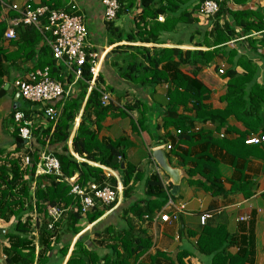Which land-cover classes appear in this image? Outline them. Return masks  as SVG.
<instances>
[{
    "label": "trees",
    "instance_id": "trees-1",
    "mask_svg": "<svg viewBox=\"0 0 264 264\" xmlns=\"http://www.w3.org/2000/svg\"><path fill=\"white\" fill-rule=\"evenodd\" d=\"M135 1L118 0L119 10L116 17L133 8ZM138 1L140 8L133 16L135 22L133 31L122 35L114 26L113 20L106 21V24L107 29L115 34L116 41L153 44L151 47L133 46L132 48L140 53L141 60L133 59L128 62L120 76L135 84L151 86L153 94H164L160 121L154 125L151 121L150 107L139 100L122 107L111 101L102 106L99 88L104 85V80L100 74L96 78L95 88L86 96L88 82L91 79L88 64L82 67L81 79L75 83L77 91L70 97H61L53 103L59 111L56 121H45L38 127H34L32 122L31 149H25V142L17 141L19 128L14 122L13 115L20 111L24 118L31 122L36 114L43 117V111L39 103L25 100L27 106L21 108L14 102L7 119L9 126L6 125V119L2 124L4 131L12 137V141L8 140L6 144L15 146L11 151L0 148V221L11 224L7 232L2 234L8 245L1 249L3 257L0 264H52L51 253L59 245H61L58 248L59 261L66 256L70 241L64 243L62 237L66 233L71 237L78 234L81 227L77 224L82 219L80 212L75 210L79 208L78 199L70 193L71 186L67 179L75 177V182L80 186L88 182L99 184L108 182L113 187L116 184L113 176L106 177L103 169L95 164L111 168L120 174L123 199L125 201L130 199L127 206L121 209L120 213L123 215L151 218L160 212L169 199H174L169 194L172 186L170 182L164 184L157 172L148 175L139 161L128 160L127 143L123 136L114 139L99 137L101 122L108 114L117 111L118 115L129 116L130 112L136 111L138 117L131 119V128L137 134L140 132L150 134L151 130L155 131L156 144L169 142L171 149L168 155L177 158L188 177H193L190 180L192 183L201 186L212 196H221L227 192L218 170L223 156H229L231 150L240 153L252 145L245 144L244 139L249 132H256V125L258 126L260 122L264 83L261 86L256 83V69L250 59L246 60L240 56L233 63L236 50L226 49L225 46L234 38L245 37L239 41L254 47L257 55L264 58V52H261L262 55L257 52L259 47L264 48V37L250 36L253 32L264 31V6L253 9L246 7L249 0L222 1L219 11L214 16L204 18L206 26L201 31L202 27L197 26L201 17L197 11L204 0H198L191 11L181 8L182 4L190 0ZM43 2L50 8L59 9L61 6L60 0ZM158 3L161 5L157 7ZM231 5L236 8H232ZM158 15L163 16V21L157 20ZM225 16L227 19L221 22ZM179 23L190 27L188 44L198 48L183 50L178 47H157V44L164 41L162 34ZM6 26V22L0 20V89L3 77L9 78L14 67L23 72L19 77L29 71L47 67L52 78L61 82L73 81V74L64 72L62 64L56 62L50 48L43 42L42 34L34 27L18 26L17 38L9 41L14 50L3 48L1 43ZM193 27L195 34H201V39L197 42L193 41L195 35ZM235 28H238V31ZM127 47L129 46L122 48ZM202 47L207 49L203 50ZM215 57H228L225 60L228 66L221 74L227 78L226 91L221 96V100L226 103L223 109H212L207 106L205 101L209 97V90L197 78L198 73ZM27 63H30L31 67L27 66ZM236 66H241L245 72L238 73L235 70ZM181 67H186L187 71H182ZM12 77L13 80L16 78ZM166 84L168 87H165ZM181 108L185 113L180 111ZM80 110L82 111L80 120L74 129ZM191 112L192 115H189ZM231 115L239 118L246 127L234 142L227 137L231 129L227 127L226 121ZM160 129L162 134L158 133ZM220 133L223 135L220 136ZM42 148L45 149L44 153L57 158L60 174H35L42 153L39 151ZM18 153L21 154L15 155ZM25 154L30 156V164L22 169L21 158ZM242 155L245 161L248 154ZM234 168L237 172L229 179L230 192L240 191L248 185L244 170L238 169L237 163H234ZM138 182L143 185V196L133 200L135 184ZM243 194L246 197L250 195L249 192ZM261 197L264 200V193ZM47 206H58L64 210L68 208L63 212L66 214L65 217L62 214L53 229L47 228ZM112 206L113 204L95 206L85 215L87 223L97 220ZM215 210L216 208H211L206 211L212 213ZM34 212L37 213L35 220L30 215ZM126 227L115 229L113 225H108L97 233L93 228L94 236H102L99 240L94 238L93 241L96 240L98 245L105 246L107 251L104 254H99L94 248L88 247L86 245L88 235L83 234L75 241L65 264H128L130 259L135 262L134 264H162L160 260L164 256L161 253H156L148 263L137 261L138 257L150 248L151 240L148 236L136 233L129 217L126 218ZM34 231L37 232V236L33 234ZM227 243L231 245L233 237L222 226L216 228L204 226L197 247L200 253L214 255L212 264H251L253 260L250 241L249 247L248 242L245 243L246 247L243 246V241L239 242L234 253L223 247ZM177 263L183 264L182 254L178 255Z\"/></svg>",
    "mask_w": 264,
    "mask_h": 264
},
{
    "label": "crops",
    "instance_id": "crops-1",
    "mask_svg": "<svg viewBox=\"0 0 264 264\" xmlns=\"http://www.w3.org/2000/svg\"><path fill=\"white\" fill-rule=\"evenodd\" d=\"M11 1L20 3L26 0ZM43 1L44 0H28V3L33 7L38 4H44ZM197 2L198 0H190L185 4H182L181 8L191 11ZM60 3V8H67L70 4L75 3L79 8V13L83 15L88 30L86 42L91 50L97 54L99 74L103 77L104 86L110 92V101L119 107L127 105L128 103L132 104L138 100L141 103H145L150 107V113L152 114L151 121L156 125V123L160 121V115L163 111L164 94H153L151 86L135 84L120 76V73L124 71L128 62L133 59L141 60L140 53L138 50L132 48L133 46L144 45L151 47L153 44L127 42L124 40L116 41L117 38L114 36L115 34H112L109 29H107V24L104 19V7L100 0H60ZM162 4H165V2H162ZM159 5H161V3H158L157 7ZM231 6L232 8H236L234 5ZM263 6L264 0H249L246 4V7L253 9L262 8ZM139 8V1L136 0L133 8L128 12L120 14L113 20L114 26L118 28L122 35L135 29L133 16L139 12ZM225 18L227 19L225 16L221 19V22L224 21ZM205 21L206 19L200 17L197 23L198 27H202L200 29L201 31L205 29ZM228 21L231 22L229 19ZM235 29L238 31V28ZM193 33L195 34L194 27ZM190 35V27L183 23H179L174 26L173 29L163 33V43L157 44L156 46L178 47L183 50L198 48L188 44ZM250 36L257 38L264 37V31L258 33L253 32ZM243 38L245 37L230 40L227 42L225 48H234L236 50V58L233 63H235L240 56H243L246 60H251V63L256 69L255 81L261 86L264 83V58L263 56L257 55L254 51V47L248 46L245 43L243 44L242 41H239ZM200 39L201 34L197 33L194 35L193 41L197 42ZM1 44L3 48L9 51L14 50V46H11L10 42L7 40H3ZM127 45L129 47L122 48ZM201 49L206 50L207 48L202 47ZM257 52L262 55L261 52H264V48L259 47ZM227 58L228 57H215L209 65L204 67L197 75V78L209 90V97L205 103L212 109H223L226 105V103L221 100V96H223L226 91L227 78H224L218 73V68L222 66L223 69H225V67L228 66V64L225 63ZM27 66L31 67V64L27 63ZM20 67L24 68L23 65H20ZM181 69L184 72L187 71L186 67H181ZM235 70L238 73L245 72L241 66H236ZM19 71L20 70H16L14 67L11 69V75L17 78L23 73L21 71L19 73ZM12 82H9V78L5 76L3 77V85L5 83L12 84ZM180 111L185 113L182 108ZM81 113L82 111L80 110L74 124V129L78 125ZM188 114L192 115V112ZM253 116H255V114H253ZM137 117L138 113L136 111L130 112L129 116L118 115L117 111L108 114L101 122L99 137H103L104 139H114L118 136H123L127 143L126 151L128 160L133 162L139 161L142 169L148 175L152 172H157L163 183L168 184L170 182L169 178L151 158V151L154 147L159 145L156 144L154 140L157 133L151 130L150 134L147 132H140V134H137L131 128L130 123L131 119ZM259 118L260 122L258 126L256 125V132H249L246 137L252 134L259 135L261 131L264 132V102L260 103ZM226 122L227 127L231 129L227 137L231 142H234L240 137V133H243L246 130V127L244 123L234 115L229 116ZM223 130L224 128H222V131ZM158 133L162 134V130L160 129ZM12 147L13 145L8 147L7 150H10ZM165 152L171 166L184 169L179 165L176 157L168 155L169 151L167 150H165ZM230 152L232 153H230L229 156H223V160L220 161L218 165V170L223 179L224 189L227 191L225 194L221 196H212L209 192L203 190L201 186L192 183L190 180L193 177H187L185 175L180 181L178 198L175 200L171 199L172 205H167V202V204L161 208L160 212H157L151 218H148L147 216L137 218L131 214L126 216L120 213L121 209L127 206L130 201V199L126 201L123 199L122 189L118 202L94 222L87 223L85 216L81 215L82 219L77 224L78 226H81L80 232L73 237L68 233L64 234L62 237L64 243L70 241L66 256L59 261L58 248L61 246L59 245L58 248H55L51 253L53 255L52 264H65L75 241L83 234L88 235L87 237L89 240L86 241L88 247L94 248L99 254H104L107 249L104 245H98V242H96V240H99L102 236H94V233L92 232L93 228H95L96 233L102 231L103 228L108 225H113L115 229L121 227L127 228V217H129V221L138 235L144 237L148 236L151 240L150 248L138 257V262L148 263L151 257L156 253H161L164 256L162 257L163 259L160 260L162 264H178L177 257L179 254H182L183 264H212L214 255L200 253L198 251L197 241L204 226L213 228L222 226L226 232L233 237V243L231 245L230 243H227L223 246L226 247V250L234 253L239 242L243 241V246L248 242L249 247L250 241L253 260L251 264H264V200L261 197L262 193H264V144H252L249 148L240 153L233 150ZM245 153H247L248 156L246 160L243 161L242 154ZM233 155H237L238 157L236 156L237 158H234ZM234 163H237L238 169L244 170L248 185L243 187L240 191L230 192L229 189L231 185L229 179L235 175V172H237L234 168ZM111 170L113 171V177L115 178L118 176L119 181L121 182L120 174L116 170ZM143 190L142 183H136L132 199L135 200L142 197ZM243 192H249L250 195L246 197ZM179 204H184L185 206L184 210L178 213L177 220L166 222L160 220L159 217L162 211L167 212L170 215L173 211L172 206ZM211 208H216V210L212 212V216L202 225L199 221V215ZM242 216L248 217V220L238 221L239 217ZM0 223L5 222L0 221ZM4 230L7 232V229ZM35 231L33 234L37 236V232ZM94 238L96 239L95 241H93ZM228 239H230V237H228ZM7 245V239L2 240V238H0V263L2 262L1 257H3L1 249L3 246ZM36 249H38V246H36ZM134 263L135 262L130 259L128 264Z\"/></svg>",
    "mask_w": 264,
    "mask_h": 264
},
{
    "label": "built area",
    "instance_id": "built-area-1",
    "mask_svg": "<svg viewBox=\"0 0 264 264\" xmlns=\"http://www.w3.org/2000/svg\"><path fill=\"white\" fill-rule=\"evenodd\" d=\"M104 7L105 21H111L116 18L119 10L118 0H100ZM225 0H204L197 11L198 15L203 18L214 16L220 8V3ZM0 20L6 22V29L3 33L2 40H15L17 38L16 28L20 25L31 26L37 29L43 36V42L50 48L53 58L57 63L62 64L64 72L73 74L72 82H61L52 78L47 67L27 72L22 77L13 80L12 85L19 97L23 100L39 103L40 109L43 111V122L56 121L59 111L53 106L59 98L70 97L77 89L76 81L81 79L82 67L85 64L89 66L91 79L88 82L86 96L95 88L96 78L99 74L97 54L91 50L86 42L88 30L83 15L79 13V8L75 3L70 4L67 8H50L45 4L31 6L28 0L16 3L11 0H0ZM158 21H163L161 15L157 16ZM264 21V19H263ZM224 72L223 67L218 68V73ZM165 87H168L166 84ZM100 102L102 106L107 105L111 99L110 92L103 85L99 88ZM40 117L37 114L34 118ZM15 124L18 126V136L25 142V149H31L30 141L32 138L31 124L24 118V114L16 111L13 115ZM198 129V127L196 128ZM223 134L220 133V136ZM245 144L264 143L263 134H252L244 140ZM70 143V141H69ZM162 147L169 151L171 144L161 143L154 147L157 149ZM80 159L77 155H74ZM30 164V156L25 154L21 158V168L25 169ZM103 169L106 177L113 176L111 168L95 164ZM60 174L59 162L57 158L51 154L42 152L36 165L35 174ZM116 184L113 187L108 182L102 184L96 182H88L84 186H80L75 182V177L68 178L70 184V193L78 199L79 211L85 216L87 212L95 206L115 205L119 200L122 192V185L118 176ZM167 205H172L171 199ZM184 204L173 205V211L169 215L167 212H161L160 220L163 222L177 220L178 213L184 210ZM68 209V208H67ZM58 206H47L46 213L48 217L47 228L53 229L54 224L61 218L64 211ZM32 214V213H31ZM30 214V215H31ZM34 216V215H31ZM212 216L211 212H202L199 215V221L203 225ZM35 219L37 215L34 216ZM248 217H239L238 221H247Z\"/></svg>",
    "mask_w": 264,
    "mask_h": 264
},
{
    "label": "water",
    "instance_id": "water-1",
    "mask_svg": "<svg viewBox=\"0 0 264 264\" xmlns=\"http://www.w3.org/2000/svg\"><path fill=\"white\" fill-rule=\"evenodd\" d=\"M4 93L13 95L14 100H17L19 98V93L15 91L12 84L5 83L3 85V87L0 89V95H3ZM17 141L20 143L23 142L22 139H17ZM151 158L156 163V165L161 169V171L169 178V181L172 185L171 188L169 189V194L172 197H177L179 194L181 178L183 176L185 177V175L188 177L186 171L184 169L171 166L166 156V152L162 147L153 149L151 151ZM3 233H6V231L0 228V234H3Z\"/></svg>",
    "mask_w": 264,
    "mask_h": 264
},
{
    "label": "rangeland",
    "instance_id": "rangeland-1",
    "mask_svg": "<svg viewBox=\"0 0 264 264\" xmlns=\"http://www.w3.org/2000/svg\"><path fill=\"white\" fill-rule=\"evenodd\" d=\"M12 78H13L12 75H10L9 82H12V80H13ZM14 102L17 103L18 106L21 107V108L27 106V102H25V100H23L22 98H20L19 100L18 99L14 100L13 95L11 96V95H9L7 93H4L3 95H0V113H1V115H0V119H1V121H0V125H1V127H0V148H2L4 151H7V148L10 147V145L6 144V142L8 140L12 141V137H11V135L9 133L7 134L4 131L2 124H3V121L6 119V125H7V119L9 117L8 115H9V112H10L11 108L13 107V103ZM32 121L34 122L33 123L34 127H38L41 123H43V120H42L41 117L34 118ZM7 126H9V125H7ZM14 146L15 145H13V147L10 148V150H8V151H11V149H14ZM33 148H34V146H33ZM43 148L39 152H45V149H43ZM20 154L21 153H18V154H15V155H20ZM177 198L178 197H174V199H177ZM31 215L35 216V215H37V213L34 212ZM63 215L65 217L66 214H63ZM34 216H31L33 220H35ZM0 225H1L0 227H2L3 229H8L11 224L10 223H6V224L5 223H0ZM0 238H2V240L5 239L2 235H0Z\"/></svg>",
    "mask_w": 264,
    "mask_h": 264
},
{
    "label": "flooded vegetation",
    "instance_id": "flooded-vegetation-1",
    "mask_svg": "<svg viewBox=\"0 0 264 264\" xmlns=\"http://www.w3.org/2000/svg\"><path fill=\"white\" fill-rule=\"evenodd\" d=\"M12 96V95H11Z\"/></svg>",
    "mask_w": 264,
    "mask_h": 264
}]
</instances>
